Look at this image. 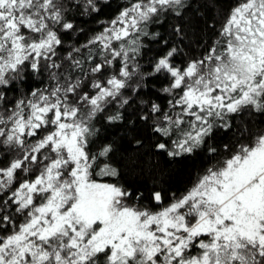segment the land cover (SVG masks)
<instances>
[{"label": "snow or ice", "instance_id": "snow-or-ice-1", "mask_svg": "<svg viewBox=\"0 0 264 264\" xmlns=\"http://www.w3.org/2000/svg\"><path fill=\"white\" fill-rule=\"evenodd\" d=\"M108 2L0 0V264H264V127L225 145L229 154L167 203L118 182L114 145L97 127L102 114L119 125L139 100L130 126L139 121L153 149L179 163L233 118H264V0H232L212 44L183 65L175 47L147 70L139 57L151 27L189 0H126L61 55L64 34L78 31L73 14ZM44 73V87L8 96ZM152 76L168 81L166 109L141 98Z\"/></svg>", "mask_w": 264, "mask_h": 264}, {"label": "trees", "instance_id": "trees-1", "mask_svg": "<svg viewBox=\"0 0 264 264\" xmlns=\"http://www.w3.org/2000/svg\"><path fill=\"white\" fill-rule=\"evenodd\" d=\"M125 2L126 0H109L107 5H102L101 13L84 16L74 13V23L78 31L73 34H64V45L60 49V54L66 55L72 46L79 47L86 43L91 36L103 28L104 23L118 14ZM231 2L232 0H215V2L189 0V7L180 17L168 16L161 23L153 25L150 31L157 35L155 39L144 40L145 46L139 57L142 69H150V62L172 47L178 50L174 57V63L177 65H183L189 59L200 56L216 38L212 26L219 28L220 10L226 11ZM176 28H180L181 31L177 33ZM48 83L47 73L40 78L26 75L22 87L10 91L8 96L13 98L21 92L26 93L36 87H44ZM167 84L168 81L163 77H149L147 87L141 89V98L151 99L166 109L168 98L160 92V89ZM138 105L139 100L127 109L125 120L119 125H108L102 114L97 127L101 129L99 142H112L114 145L111 163L120 172L118 182L125 185L134 195L143 193L145 203L148 202L153 191H161L165 203L172 193H183L191 186L198 174L211 163L229 154L225 150V145L234 150L238 142H247L258 126L264 127V118L241 114L231 120V127L228 130H216L208 144L197 154L177 163L166 154L153 149L152 145L156 140L149 138L139 121L135 128L130 126L128 117ZM131 118L135 120L134 115H131ZM136 139H141L143 145L137 146ZM208 146L215 147L217 153H208ZM104 182H112V178L105 177Z\"/></svg>", "mask_w": 264, "mask_h": 264}]
</instances>
